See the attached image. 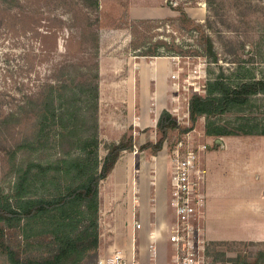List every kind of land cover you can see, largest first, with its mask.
I'll list each match as a JSON object with an SVG mask.
<instances>
[{
    "label": "rangeland",
    "instance_id": "obj_1",
    "mask_svg": "<svg viewBox=\"0 0 264 264\" xmlns=\"http://www.w3.org/2000/svg\"><path fill=\"white\" fill-rule=\"evenodd\" d=\"M154 1L98 0L99 6L94 9L83 0H0V198L7 208L18 213L16 219L19 221L14 226L0 223V264H7L4 256L7 247L21 256L39 255V247H36L39 243L34 241L36 243L29 247L25 240L30 227L24 214L34 203L48 202L52 196L44 176L19 181L17 169L32 162L44 165L76 157L78 152L72 142L83 134H93L94 117L97 136L102 142L118 139L124 132L133 134L128 128L134 120L131 121L125 111V82H118L125 76V57L146 53L147 47H153L158 56L147 60L174 58L177 63L174 71L179 75L177 92L160 91L157 98L151 81L146 96L136 97V114L143 115L146 110L152 113L149 121L133 122L140 129L139 145L158 139L150 122L154 119L153 112L165 111L164 104L172 106V112L178 113L173 117L184 124L187 118L183 114H187L191 96H204L210 79L222 74L227 82L235 83L241 78L263 75L264 0H210V3L206 0H164L163 6L170 5L175 10L171 18L143 20L141 24L142 20L127 18L128 4L144 6L163 0ZM177 9H182L199 28L184 26L179 21L181 13ZM87 34L96 37V46ZM206 36L212 40L216 62L204 56L207 44L204 41L201 44L200 39ZM141 45L144 50L135 49ZM94 74L99 76L97 103L93 100L92 88L84 87V82L88 81L86 77ZM65 85L70 86L66 95L73 101L68 108L61 103L58 92H63ZM50 100L55 118L44 124L47 126L39 140L40 128L50 114L45 112L44 103ZM246 113L264 121V97L253 98ZM237 116L235 112H228L210 122L232 130L237 125ZM207 124L204 117H199L185 137L184 133L172 130L160 152H170L176 140L186 138L195 145H206L203 152L200 150L202 158L209 148L220 146L215 140L207 144L204 135ZM67 131H72V135ZM247 137L245 142L254 149L253 160L264 164V138ZM258 138H262L261 142L252 146ZM237 142L233 146L235 150L246 149ZM24 144L36 148H20L12 156L15 147ZM98 155L99 158L105 155L103 143ZM168 174L167 163V196ZM100 188L98 199H103L109 190L101 182ZM164 205L169 211L167 202ZM253 237H258L257 233L250 234L248 230L242 235L237 233L206 241L204 264H236L240 258H246L250 264H264V256L259 255L264 253L261 239L264 236L251 241ZM164 242L165 247L158 249L161 258H157V264H171V248L167 241Z\"/></svg>",
    "mask_w": 264,
    "mask_h": 264
},
{
    "label": "crops",
    "instance_id": "obj_2",
    "mask_svg": "<svg viewBox=\"0 0 264 264\" xmlns=\"http://www.w3.org/2000/svg\"><path fill=\"white\" fill-rule=\"evenodd\" d=\"M165 1L144 6L128 4L127 18L133 20L171 18L175 10L170 5L163 6ZM196 17L200 15L196 14ZM138 54L133 53L131 57H125V76L118 82L122 84L125 82V111L128 118L134 120L133 122L143 123L150 120L152 113L146 110L143 115L136 114V97H139V94L146 96L151 81L156 88L157 98L160 91L167 93L170 90L172 93L173 83L170 75L177 63L174 58L147 60ZM162 108L173 115L172 106L164 104ZM161 111L153 112L154 119L150 122L153 128H156ZM133 122H130L132 125H129L128 129L133 131L136 149L129 153L125 151V155L118 159L108 177L101 181L109 190L105 199L101 197L98 199L100 230L97 262L103 261V264L116 255L120 258V264H151L150 262L157 264V258H161L158 249L165 247L164 241H167L164 224L170 213L166 210L167 206L164 207L168 202L166 154L160 151L153 154L150 149L137 150L140 129L137 128L138 124ZM133 124L136 126L133 127ZM122 135L118 139L108 141L117 142ZM219 138L220 141L214 137H207L208 144L215 140L214 142L220 146L209 148L201 158V163L206 169L207 201L202 220L204 236L207 241H214L220 236L230 237L237 233L242 235L249 230L250 234L257 233L258 236L253 237L251 241L258 240L264 236V164L253 160L254 149L245 142L247 136ZM261 139H256L252 146L256 147ZM235 142L242 143L246 149L235 150L233 147ZM98 192L101 194V188ZM135 221L141 223L138 230L134 227ZM154 229L159 236L155 238L156 251L153 259L151 245L154 243L152 235ZM261 239L264 241V237Z\"/></svg>",
    "mask_w": 264,
    "mask_h": 264
},
{
    "label": "trees",
    "instance_id": "obj_3",
    "mask_svg": "<svg viewBox=\"0 0 264 264\" xmlns=\"http://www.w3.org/2000/svg\"><path fill=\"white\" fill-rule=\"evenodd\" d=\"M84 4L91 8H98V0H83ZM210 3V0H206ZM179 21L185 26L198 27L182 9ZM144 23V21L139 22ZM197 24V25H196ZM89 35V36H88ZM97 45L96 37L87 34V38ZM207 47L204 48V56L213 62L217 61L212 40L209 37L200 39ZM132 46V44H131ZM146 46V45H145ZM202 46V45H201ZM156 47V46H155ZM145 49L143 45L135 48ZM146 59L158 56L156 48L147 47L146 53H139ZM84 87L92 88L93 100L97 103V87L99 83L98 74L86 77ZM83 83V84H84ZM63 92L58 90L61 103L64 107H70L72 100L69 99L70 86L65 85ZM83 90V86L80 87ZM57 94L56 90H52ZM261 95L264 97V73L260 78H241L235 83H229L219 75L207 82L206 94L191 96L187 107V119L181 124L168 111H162L156 124V141H148L139 145L137 150L150 149L153 154L162 150L163 145L172 130L187 133L192 130L196 120L204 117L208 124L205 129L207 137L221 136H255L264 137V121L248 115L247 110L253 98ZM53 98V97H51ZM63 100V101H62ZM51 102V103H50ZM44 103L46 113H50L40 128L39 140L42 139L44 125L55 118L52 109L53 102ZM228 112L238 114L235 129L226 126H214L210 119L218 118ZM61 125V123H60ZM87 128V125H85ZM231 128V127H230ZM93 134L76 137L72 144L78 152L76 157L70 159H58L55 162L42 165L38 162L28 163L23 169H17L18 180L43 177L48 181L47 190H52L50 201L34 203L24 214L25 222L30 227V234L25 236L27 245L39 243V255L28 257L21 256L12 247L5 248L4 256L7 264H95L98 249V191L99 183L108 177L118 159L125 151L136 149L133 135L123 134L119 141H104L97 136V120L94 117ZM131 130V129H130ZM72 135V131H67ZM103 143L105 155L99 158L98 149ZM20 148L35 149L30 144L18 145L13 150L12 156L17 154ZM37 172V173H34ZM45 183V182H44ZM18 213L7 208L0 198V223L5 222L12 226L18 224L16 219ZM17 222V223H16ZM32 241V242H31ZM36 241V242H34ZM42 245V247H41ZM41 248V249H40ZM264 256V253H259ZM243 264H250L246 258H240Z\"/></svg>",
    "mask_w": 264,
    "mask_h": 264
},
{
    "label": "built area",
    "instance_id": "obj_4",
    "mask_svg": "<svg viewBox=\"0 0 264 264\" xmlns=\"http://www.w3.org/2000/svg\"><path fill=\"white\" fill-rule=\"evenodd\" d=\"M172 89L179 90V75L174 71L170 75ZM177 116L178 113H173ZM187 117V114H183ZM184 133L183 136H187ZM182 136V135H181ZM180 136V137H181ZM182 136V137H183ZM180 139V138H179ZM208 144V143H207ZM205 144H198L186 138L176 140L170 152H166L169 166L168 174V208L169 219L164 224L166 240L171 248V264H204L205 242L203 217L207 201L206 169L201 163L200 150H205ZM135 229L141 228L139 221L134 222ZM152 254L155 258V238L158 232L152 231ZM116 255L104 264H120ZM98 264H103L99 261ZM122 264V263H121Z\"/></svg>",
    "mask_w": 264,
    "mask_h": 264
},
{
    "label": "water",
    "instance_id": "obj_5",
    "mask_svg": "<svg viewBox=\"0 0 264 264\" xmlns=\"http://www.w3.org/2000/svg\"><path fill=\"white\" fill-rule=\"evenodd\" d=\"M239 264H243V263H239Z\"/></svg>",
    "mask_w": 264,
    "mask_h": 264
}]
</instances>
